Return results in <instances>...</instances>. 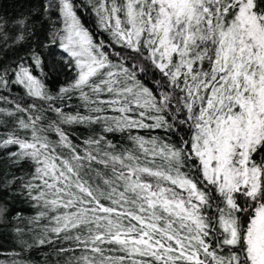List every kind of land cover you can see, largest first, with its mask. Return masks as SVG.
Masks as SVG:
<instances>
[{
	"label": "snow or ice",
	"instance_id": "6c2138e0",
	"mask_svg": "<svg viewBox=\"0 0 264 264\" xmlns=\"http://www.w3.org/2000/svg\"><path fill=\"white\" fill-rule=\"evenodd\" d=\"M13 2L0 264H264V0Z\"/></svg>",
	"mask_w": 264,
	"mask_h": 264
},
{
	"label": "trees",
	"instance_id": "16d2710c",
	"mask_svg": "<svg viewBox=\"0 0 264 264\" xmlns=\"http://www.w3.org/2000/svg\"><path fill=\"white\" fill-rule=\"evenodd\" d=\"M4 6L7 9L8 15H15L16 13L21 11L20 6L14 3L13 0H7V3ZM83 19L85 20V23L89 27H92L93 18L87 13V11L84 12ZM96 34L99 38H103V34H101L99 31H97ZM76 134L79 135V133H76ZM10 211L13 214H15L16 211H21L25 217H29L34 214L35 210L32 209L29 204L23 203L19 200H11L10 201ZM15 246H16V242H15V239H14V236L11 230L10 229H0V261H4L7 259V257L3 255L2 253H8L12 251L15 248ZM48 255H49V252L47 249H41V250L31 253V258L34 264H43L44 259Z\"/></svg>",
	"mask_w": 264,
	"mask_h": 264
}]
</instances>
